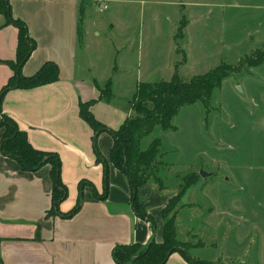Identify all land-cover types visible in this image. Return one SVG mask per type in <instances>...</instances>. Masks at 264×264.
Instances as JSON below:
<instances>
[{
    "label": "rangeland",
    "instance_id": "1",
    "mask_svg": "<svg viewBox=\"0 0 264 264\" xmlns=\"http://www.w3.org/2000/svg\"><path fill=\"white\" fill-rule=\"evenodd\" d=\"M102 1L105 11L95 2L86 10L87 57L99 77L109 60L122 62L118 104L132 99L138 83L169 80L173 62L186 82L229 71L208 108L184 106L175 131L152 133L162 140L158 180L175 197L195 175L176 207L194 230L184 242L192 259L201 260L192 256L198 247L194 254L211 264H264V0Z\"/></svg>",
    "mask_w": 264,
    "mask_h": 264
},
{
    "label": "crops",
    "instance_id": "2",
    "mask_svg": "<svg viewBox=\"0 0 264 264\" xmlns=\"http://www.w3.org/2000/svg\"><path fill=\"white\" fill-rule=\"evenodd\" d=\"M9 1L14 18L27 24L36 42L22 74L30 77L45 63L53 62L59 68V79L35 89L10 90L2 101V111L26 133L35 149L60 156L62 181L68 188V198L60 205L62 213L76 206L80 184H84L83 204L74 216H48L54 188L51 166L23 171L17 161L2 154L0 130V264H116L113 253L118 245L160 243L163 210L174 193L154 180L141 187L138 200L154 224L139 218L131 203L128 178L110 162L113 138L108 133L97 141L108 163L109 190L106 199L96 196L104 192V165L97 161L94 132L81 119L79 104L95 101L91 107L95 118L108 129L118 130L133 113L131 98H126L125 105L117 103L116 78L126 72L122 62L114 65L109 60L103 76L96 74L87 57L90 32L85 23L83 41L78 40L81 0ZM100 34L95 32L96 37ZM17 45V29L6 25V18L0 15V91L14 76L6 62L15 61ZM175 65L169 67V80L160 81L173 78ZM110 75L113 98L100 101L96 84L105 85ZM151 136L144 139L143 149L155 139ZM182 214L176 220L178 239L191 242L194 230L182 225ZM199 249H193V257L214 262L194 254ZM166 264L190 263L176 253Z\"/></svg>",
    "mask_w": 264,
    "mask_h": 264
},
{
    "label": "trees",
    "instance_id": "3",
    "mask_svg": "<svg viewBox=\"0 0 264 264\" xmlns=\"http://www.w3.org/2000/svg\"><path fill=\"white\" fill-rule=\"evenodd\" d=\"M91 0H81L80 19L78 23V40L83 41L84 20ZM0 15L6 18V25L13 26L18 31V45L15 61L6 62L13 70L14 76L0 91V130L2 136V154L18 162L25 172H37L44 166H51L53 180L52 208L48 216L62 215L74 216L82 207L83 193L80 184V194L76 206L68 213L60 211V205L68 198V188L62 181V161L57 153L43 152L35 149L28 140L26 133L19 130L18 124L2 111V101L5 95L14 87L30 90L58 81L59 68L53 62L45 63L34 75L26 77L22 69L36 49V42L30 37L27 24L14 18L9 0H0ZM262 59L253 66L260 65ZM117 72L115 66L114 73ZM227 69H217L213 72L182 81L177 70L170 81L140 83L131 99L132 116L128 118L118 130L108 129L98 121L91 107L95 101L80 102L79 114L94 132V144L97 161L104 165V192L100 199H106L109 190L108 163L102 157L96 146L97 137L108 133L113 138L110 153V162L122 172L129 180L131 189V203L136 215L154 224L153 218L148 215L138 200V191L151 180H158V173L165 165L162 162V140L155 138L148 148L143 149L144 139L151 136L156 128L162 131H175L173 120L181 108L196 103L209 107L212 94L221 86L224 78L228 76ZM100 91V101H110L113 98V83L109 80L103 87L96 84ZM195 184V175L184 178L178 194L173 197L163 210V235L160 243L152 241L147 246L140 244L118 245L114 249L113 258L116 264H166L173 254H180L190 264H211V262L194 260L189 252L193 248L188 243L178 239L176 218L181 198L187 190ZM93 186V185H92ZM163 188V187H162ZM96 193V191L94 190ZM97 194V193H96ZM197 246V245H196Z\"/></svg>",
    "mask_w": 264,
    "mask_h": 264
},
{
    "label": "built area",
    "instance_id": "4",
    "mask_svg": "<svg viewBox=\"0 0 264 264\" xmlns=\"http://www.w3.org/2000/svg\"><path fill=\"white\" fill-rule=\"evenodd\" d=\"M95 5L99 8L100 12H103L107 9V5H104L102 0L95 1Z\"/></svg>",
    "mask_w": 264,
    "mask_h": 264
},
{
    "label": "water",
    "instance_id": "5",
    "mask_svg": "<svg viewBox=\"0 0 264 264\" xmlns=\"http://www.w3.org/2000/svg\"><path fill=\"white\" fill-rule=\"evenodd\" d=\"M17 88H18V86L14 87V89H17ZM239 91H240V89H239ZM1 151H2V145H1ZM200 175H201L203 178L207 177V175H206L204 172H201Z\"/></svg>",
    "mask_w": 264,
    "mask_h": 264
}]
</instances>
